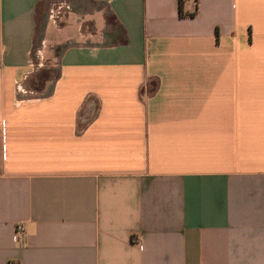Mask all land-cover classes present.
<instances>
[{"label": "crops", "instance_id": "0c3cea01", "mask_svg": "<svg viewBox=\"0 0 264 264\" xmlns=\"http://www.w3.org/2000/svg\"><path fill=\"white\" fill-rule=\"evenodd\" d=\"M178 4L0 0V264H264V0Z\"/></svg>", "mask_w": 264, "mask_h": 264}, {"label": "rangeland", "instance_id": "374dc122", "mask_svg": "<svg viewBox=\"0 0 264 264\" xmlns=\"http://www.w3.org/2000/svg\"><path fill=\"white\" fill-rule=\"evenodd\" d=\"M56 68L55 59L44 60L42 65L27 78V86L33 88L35 93H43L47 82L53 77Z\"/></svg>", "mask_w": 264, "mask_h": 264}, {"label": "built area", "instance_id": "2783aa9c", "mask_svg": "<svg viewBox=\"0 0 264 264\" xmlns=\"http://www.w3.org/2000/svg\"><path fill=\"white\" fill-rule=\"evenodd\" d=\"M22 230H23L22 225L20 223H16L14 226L13 234H12L13 240H15V241L20 240Z\"/></svg>", "mask_w": 264, "mask_h": 264}, {"label": "trees", "instance_id": "16d2710c", "mask_svg": "<svg viewBox=\"0 0 264 264\" xmlns=\"http://www.w3.org/2000/svg\"><path fill=\"white\" fill-rule=\"evenodd\" d=\"M178 8H179V13L181 14V5H180V0H179ZM193 12H194V11H193ZM193 12H190L189 14H193Z\"/></svg>", "mask_w": 264, "mask_h": 264}]
</instances>
